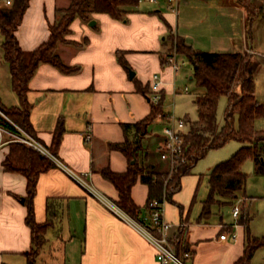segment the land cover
Returning <instances> with one entry per match:
<instances>
[{"label": "crops", "instance_id": "crops-1", "mask_svg": "<svg viewBox=\"0 0 264 264\" xmlns=\"http://www.w3.org/2000/svg\"><path fill=\"white\" fill-rule=\"evenodd\" d=\"M191 1L181 0L178 7H188ZM69 3L70 0H29L15 32L20 48L31 52L45 42L56 20V10L68 7ZM203 7H212L210 9L223 18L240 20L238 39L231 34L225 37V42H211L212 48L204 51L198 45L200 41L195 39L205 38L215 31H226L225 20L209 27H204L205 21L201 20L196 23L200 28L197 34H192L194 27L180 25L178 10H168L163 2L138 4L121 20L106 14H92L87 22L74 19L66 37L68 43L57 47L61 62L74 71L62 73L49 64H40L28 83L29 122L34 138L49 148L56 126L61 123L63 134L56 159L74 173L89 174V181L96 190L114 202L117 192L101 176L103 170L123 173L133 165V160L154 173L164 172L167 167V162L160 157L164 119L156 118L141 133L134 127L124 130L123 125H134L150 114L149 80L153 74H160L164 81L163 101L170 93L180 73V70L174 73L165 64L172 49L171 34L196 51L264 57L246 42L248 27L241 7L230 0H213ZM91 21L94 26H89ZM233 26L238 27L231 23ZM234 40H237V51L228 48ZM2 42L0 34V105L18 107L20 102L11 88ZM177 59L180 66L186 60L179 54ZM162 111L169 114L163 108ZM194 121L187 120L185 133L188 122ZM155 125L161 126V133L154 131ZM86 134L91 135L89 142L85 141ZM13 142L18 141L1 129L0 264H26L23 254L31 249L23 203L26 179L2 167ZM125 142L137 147L136 157L131 161L113 147ZM213 167L204 175L191 172L182 177L180 189L163 206V219L172 225L169 237L172 241L179 237L182 246L187 247L191 254L188 264H234L244 252V226L234 227L232 214L231 220L226 221L220 211L227 206L231 208L233 202L215 206L209 217L200 218L208 194V174ZM203 178L205 191L198 196ZM147 196V186L137 182L131 197L140 208V217L146 221L149 219ZM33 208L37 223L49 221L50 224L36 264H159L154 249L134 228L112 214L56 164L39 176ZM247 228L255 237L250 233L249 222ZM262 249L264 247L254 252L251 261ZM262 263L264 257L257 264Z\"/></svg>", "mask_w": 264, "mask_h": 264}, {"label": "trees", "instance_id": "trees-1", "mask_svg": "<svg viewBox=\"0 0 264 264\" xmlns=\"http://www.w3.org/2000/svg\"><path fill=\"white\" fill-rule=\"evenodd\" d=\"M28 2L29 0H12L9 7L0 8L3 59L9 68L11 88L20 102L18 107L7 108L0 105V129L17 136H21L22 131L34 138L29 122L28 83L40 64H49L62 73L74 71L73 68L66 67L57 55L58 45L68 43L66 37L70 34L72 21L79 18L87 22L92 14H106L112 19L121 20L125 14L133 11L138 3L137 0H70L68 7L56 10V20L50 26L48 39L33 51L24 52L15 32ZM169 38L171 46L189 63L192 71L191 81L195 82L197 90L194 99L197 119L188 122L178 164L170 171L167 163L165 171L161 173L144 169L137 163L130 165L123 173H115L109 169L101 172V176L117 192L115 202L118 207L143 225L149 223V219L146 221L140 217V208L134 204L131 197V190L137 182L145 184L148 188L146 208L149 212L151 201H161L163 195L169 201L180 189L182 177L190 175L195 165L209 151L221 148L230 141H236L242 146L228 160L218 163L209 172L208 194L203 202L200 218L209 217L215 206L232 203L237 194L243 191L246 175L241 172V167L246 159L253 161L256 174L264 176V131L254 129V122L264 118V104L255 97L254 66L248 54L196 51L179 37L171 34ZM221 97H225L227 103L223 115L224 123L219 127L216 114ZM161 103L151 106V112L144 120L134 125L125 124L123 129L134 127L138 133L143 132L158 115L164 116ZM62 134V125L58 123L52 144L46 148L55 157ZM113 147L130 161L136 157L137 147L130 142ZM2 167L6 172L18 173L26 179V196L23 203L26 207L25 224L31 234V249L23 255L26 264H36L37 253L45 243V234L50 224L49 221L36 222L33 199L39 176L53 168L54 163L32 147L13 142L9 145V152L2 162ZM249 220L242 214L240 223L246 232L245 248L242 257L234 264H250L254 252L264 247V237L257 238L249 234ZM171 244L177 255L188 251L187 247L182 246L179 237L171 241Z\"/></svg>", "mask_w": 264, "mask_h": 264}, {"label": "rangeland", "instance_id": "rangeland-1", "mask_svg": "<svg viewBox=\"0 0 264 264\" xmlns=\"http://www.w3.org/2000/svg\"><path fill=\"white\" fill-rule=\"evenodd\" d=\"M228 1V0H227ZM243 9L244 19L247 30V44L249 47L256 49L264 55V0H230ZM213 2V0H192L188 7H178L179 23L187 28L194 27L192 34H197L199 26L197 22L201 20L204 22V27L217 22L225 20V28L223 32H213L212 35H206L205 38L195 39L198 42L200 49L209 50L212 48L211 42H225V37L233 34L234 39L240 35L241 27L240 20H233L223 18L217 11L208 7L204 8L203 4ZM181 3V0L179 4ZM145 5V4H140ZM231 23L238 25V27H231ZM222 25V24H221ZM251 26V27H250ZM209 27V26H208ZM227 33V34H226ZM238 39V38H237ZM218 40V41H216ZM219 41V42H220ZM237 40L230 42L228 48L237 51ZM216 45L213 43V46ZM176 53V49L172 47L169 54ZM254 66V82L256 86L255 97L260 103L264 104V57L248 55ZM180 59V57H179ZM176 77L175 82L171 87V91L164 98L162 108L169 112L174 120L186 119L194 121L196 119V107L194 99L196 96L195 82L189 80L192 76V71L189 63L184 60L181 65L180 73ZM185 87L188 91L185 92ZM226 98L221 97L217 106V124L219 127L223 126V115L226 107ZM157 118H160L159 116ZM235 126H237V118L235 117ZM254 129L256 131H264V118L257 119L254 122ZM154 131L161 133V126H154ZM25 132H22L24 134ZM27 134V133H25ZM29 135V134H27ZM30 136V135H29ZM32 137V136H31ZM242 144L236 141H230L223 147L209 151L206 156L200 160L192 173L195 175H204L215 164L228 160ZM241 172L246 175V182L242 192L237 194V198H245L246 201L242 203V214L245 218H250L249 229L250 233L257 237H264V176L258 175L254 171V164L251 159H246L241 167ZM205 178L199 188L198 196L205 191ZM234 202V201H233ZM226 221H230L231 208L224 207L220 210ZM264 257V249L258 251L251 264H257L260 259Z\"/></svg>", "mask_w": 264, "mask_h": 264}, {"label": "built area", "instance_id": "built-area-1", "mask_svg": "<svg viewBox=\"0 0 264 264\" xmlns=\"http://www.w3.org/2000/svg\"><path fill=\"white\" fill-rule=\"evenodd\" d=\"M159 2H163L164 6L168 10L176 12L180 0H137L138 4L157 5ZM11 3L12 0H0V8L9 7ZM165 64L170 67L174 73H177L181 67L176 53L169 54L165 58ZM163 85L164 81L160 74H153L151 76L149 80V100L152 106H157L162 102ZM184 91L187 92L188 88L185 87ZM158 116L165 120V126L163 128L164 144L160 157L162 160L168 163L171 171L173 167L178 164L179 158L182 155L183 136L185 134L187 120L178 119L175 121L170 113L166 115L164 114V116ZM11 135L16 141L32 147L33 149L48 157L54 164L60 166L66 173L69 174L72 180L81 186L89 195L103 204L112 214L117 216L124 223L134 228L154 249L156 260L159 264H188V260L191 257L190 252L186 251L182 255H177L172 247V239L169 237V230L172 225L166 222L162 215L163 206L167 202L165 195H163L161 201L153 200L149 203V224H140L127 215L123 210H121L116 202L112 201L96 190V188L89 181V174H77L68 168H65V166L59 162L56 157L53 156L42 144H40L35 138L25 133L21 136L14 134ZM90 140L91 135L86 134L85 141L89 142ZM244 201V198H236L232 204L231 214L234 220V227L242 225L240 223L242 216L241 206Z\"/></svg>", "mask_w": 264, "mask_h": 264}, {"label": "water", "instance_id": "water-1", "mask_svg": "<svg viewBox=\"0 0 264 264\" xmlns=\"http://www.w3.org/2000/svg\"><path fill=\"white\" fill-rule=\"evenodd\" d=\"M95 25V23H94V21H91L90 23H89V26H94ZM135 163V161L133 160L132 162H131V164H134Z\"/></svg>", "mask_w": 264, "mask_h": 264}]
</instances>
